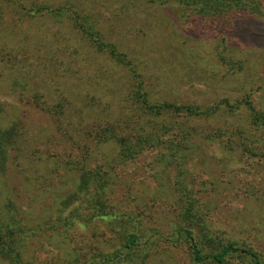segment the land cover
Masks as SVG:
<instances>
[{"label": "rangeland", "instance_id": "rangeland-1", "mask_svg": "<svg viewBox=\"0 0 264 264\" xmlns=\"http://www.w3.org/2000/svg\"><path fill=\"white\" fill-rule=\"evenodd\" d=\"M258 10L209 25L182 23L181 8L169 0H0V106L25 137L24 148L11 159L7 183L21 209L38 221L56 217L78 175L98 170L106 175L105 156H116L119 147L104 138L145 135L177 118L200 146L187 162L184 184L209 212L215 230L248 240L264 253V127L253 125L245 107L208 117H159L144 115L134 100L136 68L153 104L168 101L201 112L225 98L235 105L250 96L264 110V0ZM77 16L89 18L134 66L99 53L77 26ZM221 55L231 62L224 64ZM240 67L242 74H235ZM245 138L256 152L238 148ZM177 170L164 163L160 149L145 145L115 165L114 182L104 189L106 202L171 234L181 207ZM67 236L81 257L113 246L100 222ZM49 237V231L38 236L26 257L36 264H65ZM152 257L147 264H194L183 242L159 241Z\"/></svg>", "mask_w": 264, "mask_h": 264}, {"label": "trees", "instance_id": "trees-1", "mask_svg": "<svg viewBox=\"0 0 264 264\" xmlns=\"http://www.w3.org/2000/svg\"><path fill=\"white\" fill-rule=\"evenodd\" d=\"M171 1L181 8L180 21L184 24L208 21L210 25L231 14L257 12L261 8V0H169ZM76 21L84 37L99 53L124 66L133 65L126 54L106 40L101 29L89 18L77 16ZM220 59L226 65L231 62L230 58L222 55ZM243 70L240 67L235 74H242ZM134 72L140 78L134 100L141 103L144 115H152L154 112L159 117L165 113L208 117L225 108L234 113L245 107L251 115L253 125L257 129L264 127V110L258 108L250 96L243 97L235 105L225 98L201 112L197 106L192 105H178L168 101L153 104L144 92L142 74L136 68ZM170 133L172 134L165 138ZM191 136V131L177 118L167 123L160 122L145 135L123 137L113 133L107 136L102 142H113L119 147V151L116 156H105L110 162L106 175L102 174V170L78 175L72 193L63 200L57 216L38 221L32 212L21 209L15 189L7 183L11 159L24 148L25 137L22 126L16 121L8 120L5 109L0 106V259L7 264H36L34 259L26 257V252L34 248V241L38 236L49 231V243L63 254L65 264H147L153 258L159 241L185 243L191 251L194 264H264V253L257 251L250 241L227 238L223 231L215 230L208 219L209 212L204 210L184 184L187 162L200 149L199 145L192 142ZM238 141V148L243 153L257 151L251 146L250 138ZM145 145L160 149L164 163L178 167L175 192L179 195L181 207L171 234L165 235L156 228L146 227L141 217L131 212L116 211L106 202L104 189L114 182L115 165L134 158ZM227 148L233 150V145H228ZM157 197H161V192L156 194ZM99 222L112 234L113 246L109 251L99 250L81 257L74 252L75 249L70 248L68 231Z\"/></svg>", "mask_w": 264, "mask_h": 264}]
</instances>
